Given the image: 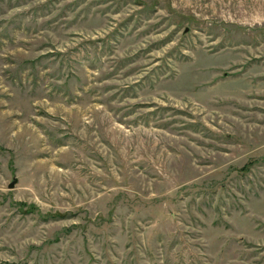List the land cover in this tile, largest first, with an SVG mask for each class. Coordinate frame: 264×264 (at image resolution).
Returning <instances> with one entry per match:
<instances>
[{
  "label": "rangeland",
  "instance_id": "1",
  "mask_svg": "<svg viewBox=\"0 0 264 264\" xmlns=\"http://www.w3.org/2000/svg\"><path fill=\"white\" fill-rule=\"evenodd\" d=\"M0 264H264V0H0Z\"/></svg>",
  "mask_w": 264,
  "mask_h": 264
},
{
  "label": "water",
  "instance_id": "2",
  "mask_svg": "<svg viewBox=\"0 0 264 264\" xmlns=\"http://www.w3.org/2000/svg\"><path fill=\"white\" fill-rule=\"evenodd\" d=\"M15 185V180L10 184V187H14Z\"/></svg>",
  "mask_w": 264,
  "mask_h": 264
}]
</instances>
